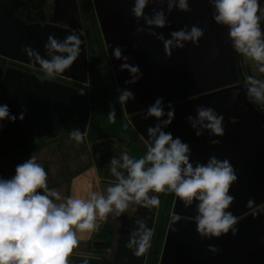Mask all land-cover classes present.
<instances>
[{"label": "water", "instance_id": "obj_1", "mask_svg": "<svg viewBox=\"0 0 264 264\" xmlns=\"http://www.w3.org/2000/svg\"><path fill=\"white\" fill-rule=\"evenodd\" d=\"M31 1L0 0V104H7L17 117L14 122L0 125L3 146L27 128H35L39 133L31 139L52 132L70 134L76 128L86 134L91 117L87 90L54 80L41 82L39 75L8 66L9 61H16L41 70L22 48L30 46L43 56L49 35L62 40L76 32L82 40L81 55L58 76L82 84L88 82V47L80 25L76 24L77 1L59 0L60 9L73 10L71 18L75 23L69 22L67 26L59 20L28 23L19 14ZM132 3L133 0H93L118 87H130L136 96L123 105L132 125L147 141V126L154 125L156 120H145L144 113L148 105L162 96L175 108V119L166 131L190 144L191 159L206 162L215 153L221 160L227 158L238 176L229 190L234 196L229 210L238 217L237 233L232 235L230 231L219 238L201 239L196 231L195 204L185 208L176 197L173 214L180 219L175 223L173 217L170 219L159 264H264V212H259L264 209V112L248 100L244 85L239 82L237 53L226 40L227 28L214 22L208 0H189L190 12L174 9L168 14L169 24L155 31L169 38L171 31L197 24L204 29V36L198 46L188 42L182 49H173L168 57L163 42L147 30L133 34L138 24L130 14ZM161 7L167 12L166 3L158 2L150 4L145 12L151 14L153 8ZM139 26L147 27L143 20ZM134 44L137 46L133 47ZM116 45L126 46L124 54L131 55L130 63L143 71L142 79L134 85L124 84L129 73L120 71L121 61L112 57ZM237 89L239 94L233 99ZM198 105L210 106L223 114V137H210L207 131L200 137L195 135L185 117L195 116ZM211 139H219L220 143L212 145ZM0 166L6 170L1 163ZM158 206L151 210L136 206L131 215L120 216L114 257L107 258L104 264H145L147 252L137 257L125 245L130 232L137 227V219H145L153 232ZM255 212L259 214L254 215ZM100 244L103 242H95ZM209 245L219 251H210Z\"/></svg>", "mask_w": 264, "mask_h": 264}, {"label": "clouds", "instance_id": "obj_2", "mask_svg": "<svg viewBox=\"0 0 264 264\" xmlns=\"http://www.w3.org/2000/svg\"><path fill=\"white\" fill-rule=\"evenodd\" d=\"M155 2L166 3L167 12L161 7L153 8L151 14L146 13L145 9ZM208 5L214 22L227 28L226 40L233 51L245 62L252 61L256 71L264 74V28L261 26L264 6L261 0H208ZM174 9L190 12L189 0H133L130 12L138 24L133 34L147 30L163 42L168 57L173 49H182L188 42L198 46L204 36V29L197 24L173 30L169 38L157 33L156 28L169 24L168 14ZM140 20L147 27L139 26ZM81 45L80 35L71 32L62 40L49 35L43 56L30 46L22 51L40 65L42 75L39 79L44 82L70 69L81 55ZM125 49L126 46H114L112 57L121 61L120 71L129 73L124 84L131 86L142 79L143 71L139 65L130 63L132 57L124 54ZM117 91L121 105L136 99L130 87ZM244 92L250 102L264 104V79L247 75ZM238 94L239 89L233 93V99ZM195 111V116L189 114L185 119L197 137L205 131L210 137H223L222 113L205 105H198ZM149 118H155L156 123L147 126L144 154L136 158L122 151L112 156L108 172L114 182L103 191L90 190L81 196L62 194L49 187V172L36 155L17 164L10 177L0 175V264H70L68 257L81 239L78 234L98 231V221L106 222L110 216L120 217L130 205L148 210L157 207L160 203L158 193L174 194L185 208L195 204L196 231L201 239L219 238L230 231L235 235L238 217L229 210L234 201L229 190L238 176L232 163L227 158L219 159L215 153L206 162L193 161L190 144L166 131L175 119V108L171 101L165 102L164 97L158 96L147 106L144 119ZM16 119L7 104H0V125ZM20 119H23L22 114ZM108 119L115 122L114 107ZM69 139L81 145L86 142V135L76 128L70 131ZM209 143L218 145L220 140L211 139ZM248 203L251 206L253 201ZM179 219V215H174L172 223ZM135 224L137 227L130 232L125 246L140 257L150 247L153 233L145 219H137ZM208 247L212 252L219 251L213 245ZM81 264H89V258L86 256Z\"/></svg>", "mask_w": 264, "mask_h": 264}, {"label": "rangeland", "instance_id": "obj_3", "mask_svg": "<svg viewBox=\"0 0 264 264\" xmlns=\"http://www.w3.org/2000/svg\"><path fill=\"white\" fill-rule=\"evenodd\" d=\"M76 1V24L80 25V29L86 37L88 55H91L92 52H95L98 56L96 59L97 61L93 67L91 66V70L88 73V82L85 84L74 82L72 80L69 81L66 80V78L60 76H57L53 80L59 81L66 85H73L83 88L90 94L95 92L97 96L99 94V96L102 97V104L105 106V108L97 111L95 114L93 113V116H95V121H97L102 127V133L98 137L94 138H91L90 135L86 133V142L81 145H76L74 141L69 139V136L62 135L64 133L59 132L61 135H57L56 133V135H54L55 137L51 135L47 139L39 141V143H33L31 147L25 148L24 146L32 140L30 138L27 141L20 143L18 142L17 144L3 149L2 151L0 150V154L5 155L4 157L0 158V162L4 163L2 165L6 168V170H8L10 173H14L15 166L17 164L28 159L30 155H36L38 157V162L41 163L49 172L48 183L49 187L53 188L58 186L57 181L59 179L62 180L66 178L67 182L70 183V177L72 175H78L85 171H89L90 168L88 164L91 163V165L94 164L97 169V171H93L95 176L92 184H94V186H99L102 184L100 188H102L101 191H103L106 189L109 183L114 182L112 181L109 183H104L105 181L100 179V174L110 175L108 172L109 159L114 155H118L122 151H128L130 155L136 158L141 157L145 151L146 140L134 128L130 121V116L126 114L124 106L118 101L119 94L117 89L119 87L95 12L93 0ZM29 10L30 13H32V9L29 8ZM44 13L45 16L41 20H38L42 23L55 22L56 20L61 21L60 23L64 26H67L69 22L75 23L71 18L73 10L71 8L60 9L59 0H47ZM24 15L25 12L23 13V18ZM32 21L35 22L36 19H32ZM8 65L14 68H20V70L23 71H25L24 68H27L25 67L26 65H22L21 63H17L15 61H9ZM237 68L239 73V82L243 85L245 84L247 71H249L252 75H256L260 79H264V77H262V75L256 71L255 64L250 60L245 62L241 57V61L239 59L237 62ZM26 72L32 73L31 71ZM255 106L257 107V104H255ZM113 107L116 111L115 122H111L108 119V113ZM73 147L74 149H72ZM65 152L69 154V159L72 157L69 167H64L61 163V157L65 154ZM158 196L160 203L156 217L155 234L151 246L152 253L150 252L152 255L151 258L148 259L147 264H152V262L153 264H159L169 222L174 216L173 205L175 203V195L159 193ZM166 206L167 211L164 213V208ZM135 208L136 205H130L129 209L124 214L131 215L135 211L133 210ZM105 224H109L113 230L111 246L107 248L110 250L107 251V254H112V257L110 258H113L115 249V236L117 234V229L121 227V220L119 217L113 218L110 216ZM104 228L105 227H102L96 233V241H100L98 239V235L103 232ZM75 251L76 252H72L69 255V262L71 264H81V261L87 256V254L84 255L82 253H78L77 250ZM153 255L157 256V258L155 259ZM87 257L89 258V256ZM90 258L89 264L91 261L93 264H102L100 253L97 252L94 258H92V256ZM100 258L101 261L99 262Z\"/></svg>", "mask_w": 264, "mask_h": 264}, {"label": "crops", "instance_id": "obj_4", "mask_svg": "<svg viewBox=\"0 0 264 264\" xmlns=\"http://www.w3.org/2000/svg\"><path fill=\"white\" fill-rule=\"evenodd\" d=\"M56 133H57V135H61V134H59V132H52L50 134H45L43 136H39V137H37L35 139H32L24 147L25 148H29V147H31L33 145V143H39V141H41L43 139H47L51 135L54 136V135H56ZM62 135L69 136L70 134H65L64 133ZM72 149H74V147ZM62 157H61L62 165L64 167L65 166L69 167L72 157L69 159L70 156L66 152H65V154ZM1 164H4V163H1ZM88 165H89V168H90L89 171H85V172L80 173L78 175H75V174L72 175L70 177V183L67 182L66 178L62 179V176H61L62 180L59 179L57 181L58 182L57 183L58 186L56 185L57 187H54V188L60 190L62 192V194H65V195H76V196H81V195L85 194L87 191H90V190L101 191L102 188H100V187H101L102 184L99 185V186H94V184H92L94 176H95L93 171H95V170L97 171L96 166L94 164L91 165V163H89ZM10 174L13 175L14 173L12 172ZM64 175H66V174H64ZM100 175H101L100 179L102 181H105L104 183H107V182L109 183V182L114 181L113 178H111L110 175H108V174H100ZM98 223H99V229H101L102 227L105 226V221H98ZM97 232L98 231L93 232V233L78 234V235L81 236V239H80L78 247L74 248L72 252H76L75 250H77L78 253H82L84 255L87 254V256H89V258L91 256H92V258H94V256L98 252V253L101 254V258H103L105 252L103 250H101V249L96 248V245H95V241H96L95 238H96V235H97L96 233ZM101 258L99 259V262L101 261ZM90 264H93L92 261L90 262Z\"/></svg>", "mask_w": 264, "mask_h": 264}, {"label": "trees", "instance_id": "obj_5", "mask_svg": "<svg viewBox=\"0 0 264 264\" xmlns=\"http://www.w3.org/2000/svg\"><path fill=\"white\" fill-rule=\"evenodd\" d=\"M263 2L264 0H261V4L263 6ZM47 5V0H33V2L31 3V5H29L28 8L32 9V19H36V20H41L44 16H45V8ZM32 19H30L29 21H32ZM262 28H264V22L261 23ZM97 54L95 52H92L91 55H88V73L91 70V66L93 67L96 64V59H97ZM237 62L241 61V56L237 53ZM251 73L249 71H247L246 75H250ZM252 75V74H251ZM262 77H264V74H261ZM83 89V88H82ZM90 96V109H91V117H90V122L88 125V129H87V133L90 135L91 138L94 137H98L101 133H102V127L100 126V124L95 121V116H93V113H97V111L102 110L103 108H105V106H103L102 104V100L98 94L94 92V93H89ZM257 108L261 111L264 112V104H257ZM0 175L4 176V177H10L11 174L8 173L5 169H3V167L0 166ZM105 228L103 229V232H101L98 235V239L100 241H104L103 245H96V248L98 249H107L111 246V241H112V237H113V230L112 228L109 226V224H105L104 226ZM108 228V230H107ZM108 232H107V231ZM71 264V263H70Z\"/></svg>", "mask_w": 264, "mask_h": 264}, {"label": "flooded vegetation", "instance_id": "obj_6", "mask_svg": "<svg viewBox=\"0 0 264 264\" xmlns=\"http://www.w3.org/2000/svg\"><path fill=\"white\" fill-rule=\"evenodd\" d=\"M33 2V0L31 2H29L27 4L26 7H24L22 10H21V13L19 14L21 17H23V13L25 12V15H24V18L25 20L28 22V23H33L34 21H29L30 19H32V14L30 13V10H29V5H31V3ZM35 22H41V21H38L36 20ZM16 62V61H15ZM19 63V62H17ZM22 64V63H21ZM22 65H25V64H22ZM9 66V65H8ZM11 67V66H10ZM25 67L27 68H24L25 71H31L32 73L36 74V75H39L41 76L42 75V71L40 69H37V68H34V67H31L29 65H26ZM32 70H31V69ZM20 69V68H19ZM61 77V76H60ZM66 80H69L70 79H66ZM55 81V80H54ZM73 81V80H72ZM59 82V81H57ZM76 82V81H74ZM61 83V82H60ZM64 84V83H63ZM70 86H73V85H70ZM73 87H76V86H73ZM77 88H80V87H77ZM39 135V133L37 132V130L35 128H27V129H24V130H21L19 131L17 134H14V137L10 140V141H6V144L3 146L0 144V150L2 151L3 149L7 148V147H10L11 145H14V144H17L18 142H24V141H27L28 139H30L31 137L33 136H37ZM39 137V136H38ZM0 143H1V139H0ZM1 153V152H0ZM4 157V154H0V158ZM159 195V193L157 194ZM120 218V217H119ZM155 225H156V220H155V224H154V228H153V235H152V239H151V244H150V247L148 248V251H147V256H146V261H145V264H147V261L149 258H151V255L150 252H151V246H152V243H153V238H154V234H155ZM96 242V241H95ZM98 242H103L104 244V241H98ZM103 244H100V245H103ZM99 245V246H100ZM105 252L103 258H102V264H104L105 260L107 258H110L112 257V254H107V251H110L109 249H101ZM152 253V252H151ZM114 257V256H113ZM153 257L156 259L157 256H154ZM112 259V258H111Z\"/></svg>", "mask_w": 264, "mask_h": 264}]
</instances>
